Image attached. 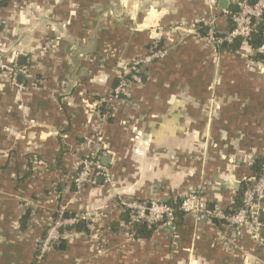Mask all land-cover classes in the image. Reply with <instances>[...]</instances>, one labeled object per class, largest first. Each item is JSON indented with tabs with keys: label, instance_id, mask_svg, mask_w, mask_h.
Instances as JSON below:
<instances>
[{
	"label": "crops",
	"instance_id": "1",
	"mask_svg": "<svg viewBox=\"0 0 264 264\" xmlns=\"http://www.w3.org/2000/svg\"><path fill=\"white\" fill-rule=\"evenodd\" d=\"M218 1H3L0 63L26 73L17 87L0 75V264H33L59 214L88 218V231L62 229L44 264H264V221L255 241L248 226L224 234L194 216L138 239L120 220V200L168 201L198 187H209V210L231 212L264 156V57L199 36L224 35L226 12L247 0H227L225 11ZM155 41L164 56L131 97L105 103L118 73ZM98 129L110 183L74 193Z\"/></svg>",
	"mask_w": 264,
	"mask_h": 264
},
{
	"label": "built area",
	"instance_id": "2",
	"mask_svg": "<svg viewBox=\"0 0 264 264\" xmlns=\"http://www.w3.org/2000/svg\"><path fill=\"white\" fill-rule=\"evenodd\" d=\"M2 0H0V7ZM234 10L226 12L232 24V29L224 36L215 37L214 33L208 34L207 42L217 46L219 44H230L234 39L250 40L251 35L255 32L259 34L262 40L257 50L264 57V31H257L256 20L264 13V0H257L250 4L247 2H238L235 4ZM164 56L162 49L148 54L140 60L129 62L124 70L125 72L118 76V83L112 90L109 98L105 103L124 102L131 97V87L134 84L141 83V77L146 72V68L152 61L161 59ZM0 70H4L8 74L10 86L17 87V75H25L26 68L19 66L17 62L12 66H4L0 63ZM95 135L85 139L87 154L78 159L75 174L70 179V184L74 193L80 192L87 185H96V181L102 178L105 183H110L109 171L102 165L101 155L98 150V142L101 141L99 129L94 131ZM96 137V143H92L90 138ZM245 190L242 195V206L236 212L223 213L219 210H209L208 198L209 187H198L188 190L180 199L178 211L183 216H194L198 218H206L219 223V229L224 234L229 231L240 230L245 226L249 227L251 237L255 241H259V232L263 227V223L259 220V211L263 210L264 203V156L261 165V173L258 177L250 178L245 183ZM211 191V190H210ZM155 193V189L152 190ZM122 211L127 212L128 229L139 224L148 226L156 224L158 227L172 230L174 225V209L166 204V201L152 199L147 202H138L135 200H122L119 202ZM100 214L93 216L92 222L98 220ZM79 221H87L85 217L72 218L66 220L62 214H59L51 223L45 236L38 242L36 263H39L45 254L52 249L61 239H64V233L61 229L70 227ZM90 221V220H88ZM233 231V232H234Z\"/></svg>",
	"mask_w": 264,
	"mask_h": 264
},
{
	"label": "trees",
	"instance_id": "3",
	"mask_svg": "<svg viewBox=\"0 0 264 264\" xmlns=\"http://www.w3.org/2000/svg\"><path fill=\"white\" fill-rule=\"evenodd\" d=\"M4 0H2V3H3ZM257 0H247L246 2L247 3H254L256 2ZM235 6V5H234ZM232 6L231 10H234L235 7ZM228 20H229V29L226 33H228L231 29H232V24L230 22V19L229 17L227 16ZM256 25H257V31L259 33H262L264 31V13L262 14V16L260 18H258L256 20ZM225 33V34H226ZM208 30L207 29H200L199 30V36L201 38H206L208 36ZM224 34V35H225ZM222 35V36H224ZM214 36L215 37H220V36H217L215 33H214ZM262 43V40L259 39L258 42H252L250 40H241L239 38L237 39H234L230 44H219L217 45V48L219 49H222V50H226L230 53H236L238 50L241 49L242 46H246L250 49L251 52H253V50H256L260 47ZM161 49V45H160V42H153L151 44V46L149 47V52H154L156 50H159ZM251 60H259L260 59V56L256 55L255 57L254 56H251L250 57ZM142 78V77H141ZM118 83V80L115 82L114 86H113V89L115 88V86L117 85ZM100 111V119H103V115H104V112L99 110ZM106 121V120H105ZM89 136V135H88ZM262 160H263V157L262 158H258L254 161L253 165L251 166L250 168V171H251V177H258L261 173V165H262ZM247 183V182H246ZM246 186L245 184H243L240 189L237 191V197L235 199V202L233 204V208H232V211L231 212H236L237 210H239L242 206V195H243V192L245 190ZM181 202V199H170L168 201H166V204H168L169 206H171L175 213H174V225L178 222L181 221V219L184 217L183 214L181 212L178 211V206ZM230 212V213H231ZM229 213V212H228ZM56 217L53 218V220H55ZM120 220H122L125 224H127L128 222V219H127V212L123 211V213L121 214V218ZM213 223H217L216 225H219L218 222L212 220ZM158 226L156 224H152L150 226L146 225V224H139V225H135L133 226V228L131 229L133 231V237L134 238H138V239H147L151 236L152 232L157 228ZM63 230H73V231H77V232H87L88 229H87V224L85 221H79L78 223L70 226V227H65L63 228ZM47 231V230H46ZM62 231V229H61Z\"/></svg>",
	"mask_w": 264,
	"mask_h": 264
},
{
	"label": "water",
	"instance_id": "4",
	"mask_svg": "<svg viewBox=\"0 0 264 264\" xmlns=\"http://www.w3.org/2000/svg\"><path fill=\"white\" fill-rule=\"evenodd\" d=\"M227 5H228V1H227V0H219V1H218V7H219V9H221V10H223V11H225V10L227 9ZM250 41H252V42H258V41H259V34H258L257 32L253 33V34L251 35ZM252 53L255 55V54L257 53V50H253ZM19 77H21V74L17 75L16 78H19ZM106 161H107V160H106L105 157H103L102 160H101L102 165H103L104 167H106V165H107ZM259 220H260L261 222L264 221V212H263L262 210L259 211ZM260 233H261V235H263V237H264V229H262Z\"/></svg>",
	"mask_w": 264,
	"mask_h": 264
},
{
	"label": "rangeland",
	"instance_id": "5",
	"mask_svg": "<svg viewBox=\"0 0 264 264\" xmlns=\"http://www.w3.org/2000/svg\"><path fill=\"white\" fill-rule=\"evenodd\" d=\"M140 59H143V58H140ZM140 59H137V60H140ZM132 61H134V60H132ZM132 61H130V62H132ZM2 64V63H1ZM2 65H4V66H7L8 67V65L7 64H2ZM9 66H12V64L11 65H9ZM125 72V70H124V68H123V70L120 72V73H118V76L119 75H121L122 73H124ZM0 75L1 76H3V77H5V78H7V80H8V74H7V72H5L4 70H0ZM9 81V80H8ZM92 135H95V133L93 132L91 135H89V137H91ZM89 140H92V143H96V137L94 136V138H90ZM101 142V141H100ZM98 144H99V142H98ZM125 200V199H124ZM127 200V199H126ZM129 200H134V199H129ZM120 201H122V200H120ZM119 201V202H120ZM135 201H138V200H135ZM119 202H118V206L120 207V205H119ZM138 202H147V201H138ZM86 222H88V218H86ZM53 222V221H52ZM87 224V223H86ZM62 241V239L57 243V244H59L60 242ZM56 244V245H57ZM56 245H54L53 247H52V249L56 246ZM37 249H38V246H36V248H35V253H34V256H33V261H32V263L33 264H44V260H45V257L47 256V254L49 253V251L50 250H52V249H50L46 254H45V256H44V258L39 262V263H36V260H35V256H37L38 254H37Z\"/></svg>",
	"mask_w": 264,
	"mask_h": 264
}]
</instances>
